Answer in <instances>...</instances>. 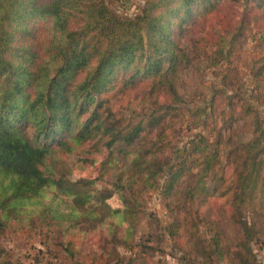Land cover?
I'll use <instances>...</instances> for the list:
<instances>
[{
	"label": "trees",
	"instance_id": "16d2710c",
	"mask_svg": "<svg viewBox=\"0 0 264 264\" xmlns=\"http://www.w3.org/2000/svg\"><path fill=\"white\" fill-rule=\"evenodd\" d=\"M225 1L259 0H146L134 16L107 0H0V264L10 260L6 229L31 216L63 234L85 233V222L101 230L104 246L114 240L131 247L142 196L155 189L172 213L171 234L205 264H264L253 247L264 243V117L255 116L253 138L236 144L226 165L219 142L203 133L182 148L172 145L184 101L177 80L192 54L174 35L190 32ZM213 45L225 58V44ZM141 88L153 101L142 111L113 103ZM99 147L108 151L101 165H109L113 180L76 177L65 166L73 154L84 166ZM98 181L109 195L123 196L121 221ZM211 183L240 228L234 244L221 220H207L202 209ZM251 207L253 217L245 216Z\"/></svg>",
	"mask_w": 264,
	"mask_h": 264
},
{
	"label": "rangeland",
	"instance_id": "374dc122",
	"mask_svg": "<svg viewBox=\"0 0 264 264\" xmlns=\"http://www.w3.org/2000/svg\"><path fill=\"white\" fill-rule=\"evenodd\" d=\"M107 1L112 9L127 16L140 13L146 2ZM193 21L191 19L185 26L191 25ZM41 24L48 25V21L42 20ZM189 28L190 32L174 35L176 41L184 40L183 44L191 48L192 54L177 80L184 101L178 104L182 119L172 145L182 148L190 135L203 133L212 141L219 142L221 158L226 165L235 145L253 138L255 116L259 114L264 117V74L258 75L262 67L261 59H264V0H259L257 4L251 3L250 6L242 2H222L216 12L206 15ZM217 39L227 47L224 50L225 58L214 54L213 42ZM142 90L119 94L113 103L123 110L135 108L142 111L147 103L153 102ZM229 95L234 96V100H239V103L228 104ZM152 107L157 109L158 115H164L158 106ZM199 107H205L207 112L196 118L193 111ZM170 117L168 114L166 118ZM98 149L91 154L93 160L83 163L84 166L76 163L77 156L74 154L65 157V166L73 167L76 177L101 175L113 180L109 165H101L108 151L102 147ZM97 183L104 190L103 196H107V203L119 211L115 216L118 222L121 221L123 196L118 193L109 195L108 186L102 181ZM209 187L212 195L209 202L202 205V209L207 220H221L234 244L240 228L231 220L230 209L223 207L224 199L214 196L217 194L213 191L215 184L211 183ZM142 197L145 204L139 207L141 212L138 214L131 247L114 240L106 241L107 245L104 246L100 239L101 230L91 228L85 222L82 223L88 229L85 233L63 234L57 226L46 227L35 216H31L28 220L20 219L16 226L11 225L6 229L2 245L10 255L8 264H47L55 260L66 264L76 261L82 264H123L120 260L124 263L132 260V264H205L204 259L196 257L194 252H188L189 247L184 238L171 234L172 213L161 190L148 191ZM253 209H246L244 215L253 217ZM202 230L206 232L207 228L202 227ZM253 247L258 258L264 262V243H254ZM67 248H70V252ZM214 264L226 263L215 259Z\"/></svg>",
	"mask_w": 264,
	"mask_h": 264
}]
</instances>
